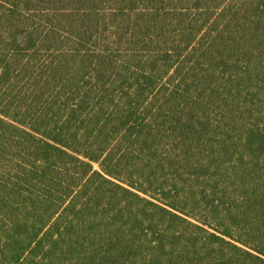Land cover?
I'll return each instance as SVG.
<instances>
[{
    "label": "trees",
    "instance_id": "obj_1",
    "mask_svg": "<svg viewBox=\"0 0 264 264\" xmlns=\"http://www.w3.org/2000/svg\"><path fill=\"white\" fill-rule=\"evenodd\" d=\"M0 264H264V0H0Z\"/></svg>",
    "mask_w": 264,
    "mask_h": 264
}]
</instances>
